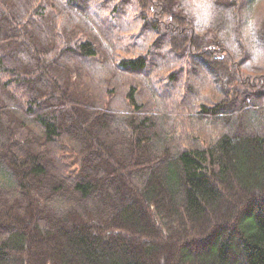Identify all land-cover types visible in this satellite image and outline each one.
I'll list each match as a JSON object with an SVG mask.
<instances>
[{
    "label": "trees",
    "instance_id": "trees-1",
    "mask_svg": "<svg viewBox=\"0 0 264 264\" xmlns=\"http://www.w3.org/2000/svg\"><path fill=\"white\" fill-rule=\"evenodd\" d=\"M205 1L0 0V264H264V13Z\"/></svg>",
    "mask_w": 264,
    "mask_h": 264
},
{
    "label": "rangeland",
    "instance_id": "rangeland-1",
    "mask_svg": "<svg viewBox=\"0 0 264 264\" xmlns=\"http://www.w3.org/2000/svg\"><path fill=\"white\" fill-rule=\"evenodd\" d=\"M254 1V0H253ZM191 6L192 9L196 12V13H200L198 20L200 21H204L207 17H208V13L210 11V6L207 4V2L205 0H191ZM259 13H264V0H257L256 4L254 5V7L252 8L251 13H249V18H252L253 16L259 14ZM88 15L91 18H96L99 19L100 16L98 14H95L91 9L88 11ZM244 15L245 12H244ZM205 17V18H204ZM247 128V127H246ZM249 194L248 192H235V198L236 201L239 202H246L248 197L251 195H247ZM206 235H208V233H206ZM206 235H202L199 236V239L202 240L203 238L206 237ZM225 234H220V237L218 239H225Z\"/></svg>",
    "mask_w": 264,
    "mask_h": 264
}]
</instances>
